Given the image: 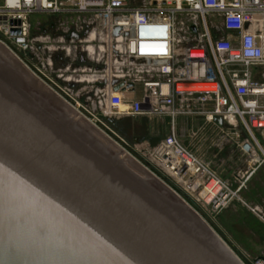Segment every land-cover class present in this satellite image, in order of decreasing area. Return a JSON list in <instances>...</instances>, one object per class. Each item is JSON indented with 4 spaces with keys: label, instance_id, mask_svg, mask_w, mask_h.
Instances as JSON below:
<instances>
[{
    "label": "water",
    "instance_id": "water-1",
    "mask_svg": "<svg viewBox=\"0 0 264 264\" xmlns=\"http://www.w3.org/2000/svg\"><path fill=\"white\" fill-rule=\"evenodd\" d=\"M15 57L0 43V264H244Z\"/></svg>",
    "mask_w": 264,
    "mask_h": 264
},
{
    "label": "built area",
    "instance_id": "built-area-1",
    "mask_svg": "<svg viewBox=\"0 0 264 264\" xmlns=\"http://www.w3.org/2000/svg\"><path fill=\"white\" fill-rule=\"evenodd\" d=\"M135 1L143 4L0 0V32L18 49L28 51L32 15H93L97 24L90 37L100 42L102 57H89L96 65L89 75L99 88L82 95L83 103H76L79 114L105 128L102 118L175 120L192 114L210 123L220 118L249 135L248 144L259 150V164L264 163V146L254 136V131H264V106L258 100L264 96V86L251 82L249 75L251 67L264 66V0ZM12 21L20 24L12 25ZM12 30L20 34L11 36ZM36 58L44 64L34 68V75L49 79L53 61ZM57 77L63 79L64 73L58 71ZM137 88L141 96L129 101L127 95L135 94ZM154 160L163 172L180 180L195 178L197 183L188 187L193 193L200 189V181L208 195L219 187L208 205L219 209L229 201L228 183L188 151L175 131L158 146ZM212 182L215 185L208 190ZM255 264H264V257Z\"/></svg>",
    "mask_w": 264,
    "mask_h": 264
},
{
    "label": "rangeland",
    "instance_id": "rangeland-1",
    "mask_svg": "<svg viewBox=\"0 0 264 264\" xmlns=\"http://www.w3.org/2000/svg\"><path fill=\"white\" fill-rule=\"evenodd\" d=\"M0 43L9 49L13 56L15 55L21 60L32 74H35L34 68L38 64L39 67L44 64L42 60L38 63L36 58L30 57L28 54L25 57H20V50L1 32ZM37 79L78 113L74 119L75 122L83 118L89 124L91 123L94 128L124 152L120 156L122 159L128 155L172 191L216 232L242 263L255 264L259 258L264 257V215L255 207V200L263 195L264 187L260 181L262 175L257 173L247 180L242 176L241 178L236 177V168L240 163L239 156H234L232 153L236 146L232 142H224L223 133L216 123H210L205 117L192 114L179 115L175 120L168 117H155L152 120L140 122L136 128L134 125L131 126L132 123L129 120H122L118 129H121L120 131L123 128L127 130L120 133L119 130H113L103 118L101 121L108 129L102 124H95L89 120V116L79 114L76 103L82 104L81 100L83 99L55 89L51 83H47L45 78ZM62 90H64L63 87ZM109 129L114 134L110 133ZM172 131L176 132L180 143L200 159L221 181L226 182L227 177L231 178L230 183L227 182L231 196L225 206L216 209L215 206L206 204L205 190L201 186V181L200 189L193 193L188 190V187L196 181L195 178L187 177V179L180 180L163 172L157 166L154 160L155 151ZM241 133L244 136L246 134L243 131ZM246 137L249 138V135L246 134ZM257 152L261 156L258 149ZM223 158L226 159L225 162L222 160ZM210 163L219 165L223 170L222 173L214 170ZM207 179L208 176L205 181Z\"/></svg>",
    "mask_w": 264,
    "mask_h": 264
},
{
    "label": "crops",
    "instance_id": "crops-1",
    "mask_svg": "<svg viewBox=\"0 0 264 264\" xmlns=\"http://www.w3.org/2000/svg\"><path fill=\"white\" fill-rule=\"evenodd\" d=\"M135 4H143L133 0ZM218 22L220 20L218 19ZM30 32L29 39L31 49L23 51L19 49L20 57L29 55L30 57H41L43 59H51L54 63V72L47 78V83H51L55 89L56 84L64 88L67 93L74 96L89 95L98 85H94L92 76L89 75L91 70H94L95 64L89 57H102L99 50L100 42L92 39L91 34L97 24V20L93 15L83 14H35L29 18ZM224 36V32L221 34ZM37 61V58H36ZM37 65V64H36ZM39 65V64H38ZM64 73V78L61 80L57 77V72ZM78 74L79 76H77ZM251 82L264 86V66H254L249 69ZM59 90V89H58ZM141 88H137L135 94H128L129 101L137 100L141 96ZM259 103L264 106V96L260 97ZM155 117H122L117 120H129L132 127H137V124L146 120H152ZM162 118V117H161ZM216 126L221 129L223 133L224 142L233 143L236 150H233L234 156H239L240 163L236 168V177L252 178L255 174L260 173L261 183L264 187V163L259 164L256 160L260 155L253 147L251 152L244 150V146L250 140L248 137L242 135L241 130L229 123L221 125L216 122ZM254 136L258 142L264 146V131H254ZM231 153V152H230ZM257 155V156H255ZM225 162V158L222 159ZM223 162V163H224ZM214 170L222 173V168L219 165L210 163ZM250 164V165H249ZM226 182L231 181L227 177ZM262 197L255 200V207L264 215V190Z\"/></svg>",
    "mask_w": 264,
    "mask_h": 264
},
{
    "label": "flooded vegetation",
    "instance_id": "flooded-vegetation-1",
    "mask_svg": "<svg viewBox=\"0 0 264 264\" xmlns=\"http://www.w3.org/2000/svg\"><path fill=\"white\" fill-rule=\"evenodd\" d=\"M77 97H79V98L82 99V95H77ZM106 122L110 125V127H111L113 130L118 131V130H119V129H118V125L120 124V122H122V120L119 121V120H117V119L112 118V119H108ZM120 130H121V129H120ZM120 130H119V131H120ZM124 130H127V129L123 128L122 131H120V133H124ZM109 131H110V133H113V134H114V132H113L112 130L109 129ZM124 135H125V134H124ZM135 141H136V140H135Z\"/></svg>",
    "mask_w": 264,
    "mask_h": 264
},
{
    "label": "bare ground",
    "instance_id": "bare-ground-1",
    "mask_svg": "<svg viewBox=\"0 0 264 264\" xmlns=\"http://www.w3.org/2000/svg\"><path fill=\"white\" fill-rule=\"evenodd\" d=\"M80 116V115H79ZM91 124V123H90ZM255 156H257V155H255ZM257 162H259V160L257 159L256 160ZM250 165V164H249ZM214 185H215V183H211L210 184V186L208 187V190L209 189H212L213 187H214ZM219 190H220V188L219 187H217L216 188V190L215 191H213V194H210V195H208V193H204V196H205V202H206V204H211L212 202H213V196H214V194H216L217 192H219ZM203 194V193H202Z\"/></svg>",
    "mask_w": 264,
    "mask_h": 264
}]
</instances>
